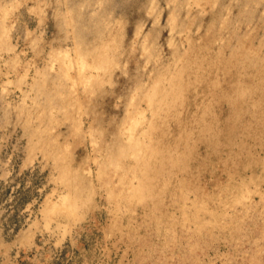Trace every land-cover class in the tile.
<instances>
[{
  "label": "rangeland",
  "instance_id": "1",
  "mask_svg": "<svg viewBox=\"0 0 264 264\" xmlns=\"http://www.w3.org/2000/svg\"><path fill=\"white\" fill-rule=\"evenodd\" d=\"M172 1L0 0V38L1 40L5 39L4 42H6V44H10L6 48V44L3 45L4 43H0V264H136L137 262L140 263L138 260H140L139 257L142 254L140 264H146L145 261H147V264H153L155 256L156 258L154 259V263L156 264H179V260L181 261L184 258L186 260H182L180 264H222L223 261V264H246L247 262L248 264H264V169L262 172L263 178L257 188L254 187V184L251 182L252 180H250V176L253 173V170H251L250 167L244 170V175H240L241 172L234 174L235 168L231 167L232 158L229 152L236 151L237 148L235 147H226L225 150L221 151L223 154L220 153L219 157L212 162L211 158L208 162L209 164L203 168L201 177V186L208 192L210 191L209 193L212 196H209L206 202L209 210H222L223 217L225 216L222 220V223H227V225L222 228L225 232H221V227L220 229H217V226L210 225L208 218H211V213L206 215V211L198 209V206L197 209L192 208L191 211L192 201H190V196H194V193L191 190V185H193V183L189 179H186L181 187L179 185L176 187L178 190L177 193L180 194V196L183 195V197L179 198V196L174 194L170 199L163 201V204L161 202V206H157L160 207L161 211L160 209L158 210L156 208H152L154 211L151 212V203L153 201L151 193L147 195L145 200L139 199L134 206H131V210H129L131 207L127 206L126 203L114 200L108 196V188L111 187V183L109 184L107 182L113 178L111 182L118 183V176L114 173V171L108 169L111 167H106L107 169L104 170L107 171L105 172H103L104 170L101 168L102 166H105L101 164L104 161V147L107 144L112 143L114 140L112 136H118L120 134L122 121H124L127 116L125 113L130 110V105H132L133 102L141 100L143 92L149 91V86L154 76L159 74V71L164 68L163 66L168 65L169 70H172V68L176 65L175 61L177 57H181V55L177 56V53L181 54L186 51L188 47L187 37H189V35L194 38V41H201L205 36L208 39L214 36V40L212 39L213 42H211V52H209V56H211L210 54L214 55L216 51L219 50L220 44H224V42L227 43V40L225 39L229 38L231 31H235V41L237 40V42L239 41L240 44H243L247 42L248 39L249 43L250 41L252 42V46L256 45L253 47L255 53L258 52L259 56L264 57L263 0H248L247 3L240 9L237 5V2L240 0H206L203 1V3L205 2L206 4L204 3V6H200V8L203 7L204 9H200V4L198 5L194 2V0H175L173 3ZM207 2L209 3L207 4ZM250 4H253V6ZM1 6L4 8L2 9L3 12L5 11L4 13L1 11ZM245 6H247V8H245ZM40 8H42V10ZM251 8L254 10H251ZM172 9L174 13H172ZM244 10H248V12L245 11V14ZM154 16L157 19L153 18ZM64 17L65 24L63 23ZM170 17L173 21L170 20ZM223 17L227 18H224L226 21ZM229 17H231V19ZM260 17L261 19H259ZM71 18H73V20ZM118 21H121L122 23H119ZM222 22L223 26L221 25ZM235 22H238V24H235ZM230 24H232L233 27ZM221 26L223 28H221ZM6 31H8V34ZM136 31L141 32L137 33ZM178 34L180 37H178ZM141 37H143V39ZM111 38H115L114 41L117 44L115 53V64L117 67L116 65L114 66V64L112 67V62H110L107 64L109 65L108 68L103 67L104 70L101 68H94L90 66L92 61H94L95 56L93 54H86L84 58L79 54L78 48L80 46L87 48L90 44L97 45L101 40ZM168 38H172V42L170 44ZM260 39L263 41L261 42ZM148 40L151 41L149 42ZM259 41L262 44L259 43ZM149 43H151V45ZM171 44L174 45L172 46ZM144 47L147 48V51L149 52L142 51L144 50ZM150 48H152V50H150ZM160 54L161 56H159ZM53 55H56V57ZM146 55L148 58L145 57ZM193 56L196 58L195 55ZM54 57H59L60 59L67 57L65 60L67 66H70L68 64L70 62L69 58L72 59L71 61L73 64L74 61H77L78 59L80 63L82 60V62L86 61L85 63L88 65H85V67L87 69L84 68L85 71L81 69L84 65H80L79 63L81 67L78 65L76 70L74 65L69 71V73L72 71L71 75H69V78H71L68 79L63 77L65 78L63 79L62 75H60L62 68L59 67H63V64L61 63L62 61L59 58L52 60ZM51 64H53V66ZM111 67L112 69H110ZM55 69L60 70L56 71ZM95 70L97 71V75H95ZM106 70L112 73H109L108 71L106 72ZM44 71L47 74L44 73ZM77 71H81L80 74H82V76L85 75V77L90 74L93 76H90L91 78H84L81 77ZM36 72L38 75H36ZM123 72H125V74H123ZM77 73L79 74V77H81V80L80 78L78 79ZM108 73L111 74V78L108 76ZM40 74H44L45 77H48L45 79L44 75L42 77ZM72 75L75 77L73 78ZM94 75L98 78L101 76V78L98 79L97 88L95 85L96 83L89 81V79L93 80ZM55 76L58 80H60L58 82L60 84L62 83L61 85L58 84L57 79L54 78ZM40 77L42 79L44 78L43 82L41 81L42 79H39ZM72 78L75 80H72ZM84 79H88L87 84L86 82H82L85 81ZM72 83L76 84L74 85ZM89 83L93 86L94 90L90 87L93 91L90 93L87 92L88 94H84L86 93L85 85L87 86ZM101 84L104 85L101 86ZM41 85L43 87L45 86V88L42 87L43 90L41 89ZM137 85H140L141 87ZM73 87L76 89H73ZM146 87L149 88L146 90ZM37 88H39L38 91L36 90ZM59 88H61L62 92ZM66 88L67 90L70 89V91H72L74 98H78L76 99L77 104L74 103V106L73 104H68L69 106L65 105L66 108H70V106L73 107V110H70L72 112L69 113L70 115L72 114V117L67 114L68 111L66 108H64L65 111L61 110L64 105H62V102L60 101L62 96L65 95L64 93L67 91ZM141 89L144 90L142 91ZM191 91L187 92L189 98ZM135 93H138L139 95L137 94L138 96H136ZM59 95L60 97H58ZM87 95H89V97ZM199 96H201V94H199ZM37 97L39 99H37ZM86 97L88 99H86ZM129 99L133 100L130 101ZM86 100L88 104L85 103ZM143 101L139 103L140 107L138 106L139 109L144 111H141L142 114L145 113L143 118L141 115V117L139 116V119L142 118L140 128L143 126L145 127L148 118L151 117L150 108L148 109L147 103L145 100ZM33 102L35 104H32ZM44 102L46 103V106ZM225 103L221 104L218 109L221 119L224 118L230 108V105L227 103L226 105ZM53 104L55 106H53ZM79 104H81L80 106L82 107H80ZM75 105L77 107H75ZM40 108H42L43 111ZM33 109L35 110L34 112ZM187 109L188 106H184L183 110L185 113L187 112ZM190 109L195 110L196 106L192 105ZM48 111H50L49 114H53L50 116ZM48 115L51 119H47ZM65 117L68 121L65 120ZM77 117H79V119ZM36 118H38V120ZM75 121H77L78 124ZM74 122L78 125V127L75 126ZM220 125L223 127L224 123L219 119L217 126L220 127ZM73 126L75 127L73 128ZM96 126L98 128H96ZM41 127H43L42 130H40ZM78 129H80V132ZM75 130L77 131L76 133ZM84 131L87 133L85 134ZM70 132L72 136L74 135V140L70 137ZM45 133L47 135H44ZM43 136L45 137L43 138ZM67 137H69V139ZM52 138H55L56 140L53 141ZM95 138L99 140L97 141ZM66 139L69 140V143ZM36 140H38V143ZM39 142L42 145H40ZM65 142L70 145V152L67 151L66 153H71V155L68 156L70 159H67L64 153L65 160L64 162L62 161L63 164L69 166L67 168H70L68 175L72 176L75 172L78 173L79 170V175L85 177V180L88 182V191L91 193V200L87 205L77 204L76 207H73V213L75 216L71 220L67 213L70 201L65 203L62 198L63 193H66L67 188L65 183L62 182L59 177L60 168L55 164V160L57 158L56 154L62 153L61 146L64 145ZM35 148H37V150H35ZM59 148L61 151H59ZM45 150H47L46 153H43ZM48 150H50V152L52 151L51 154ZM71 151L74 152L72 153ZM254 153H258L256 155L257 158H262V166L260 165L258 168L259 171H261V167L264 168V148L260 145V143L256 144ZM86 159H88V161ZM241 159H247L245 152L242 153ZM225 161L228 163L226 164L228 165V169L232 172L231 175L229 170L225 167ZM99 163L101 165L98 166ZM84 165L87 166V168ZM82 167L84 169H82ZM98 171L102 173H98ZM112 173H114V175ZM110 174L113 175V177ZM103 175L105 177H103ZM229 177H233V180L237 179V181H240L241 184H244V182L249 184V186H252L253 184L252 188L254 191H252V195L250 194L252 200L254 201L253 203H251V200L247 198L249 196V192L244 193L243 197L240 198L241 201H236L235 199L233 200L235 188H228L224 185ZM104 178H106V180ZM103 179L105 181H103ZM92 182H94V184ZM176 182L177 181H175L173 185H176L179 181L177 183ZM218 183L220 186H218ZM221 186H223V188L225 186L223 192L220 189ZM65 193L64 196L66 195ZM80 194L82 195L83 192H80ZM221 199H223L224 202H222ZM118 203L121 204L118 206ZM46 207L57 208L56 210L53 208L55 214L57 213L56 217L53 215V217L48 220V215L44 212ZM187 208L189 212H187L186 215L190 214L192 216V220L189 218L190 216L186 218L183 215L181 216L183 210L186 212ZM66 213L67 215L65 216ZM112 213L117 216H114ZM258 215H260L261 218ZM75 217H77L78 220L75 219ZM55 219L57 220L55 221ZM110 222L111 227H109ZM236 222L238 227H241V224L243 226V229L242 227L238 229L239 234L241 237L243 235V237L240 238V243L238 244L235 243V240L230 238L233 242L229 245L228 242L231 241L224 239V236H228L229 233V235L232 234V232H229L231 229L228 226L235 225ZM199 224L201 229H198L197 227ZM213 227L216 228L214 229ZM251 231L253 234H251ZM127 235H129V237ZM22 236H25V239L22 238ZM28 236L29 238L26 240V237ZM142 238L144 240L141 243L140 240ZM145 242H147L149 246L147 243L145 244ZM191 252H194L195 256L191 255ZM258 257L259 259H257Z\"/></svg>",
  "mask_w": 264,
  "mask_h": 264
},
{
  "label": "bare ground",
  "instance_id": "2",
  "mask_svg": "<svg viewBox=\"0 0 264 264\" xmlns=\"http://www.w3.org/2000/svg\"><path fill=\"white\" fill-rule=\"evenodd\" d=\"M60 1V0H59ZM66 1V0H65ZM172 1V0H169ZM175 1V0H173ZM172 1V3H173ZM193 1V0H192ZM203 1L206 0H194V2H196L200 6H204ZM209 1V0H207ZM212 1V0H211ZM217 1V0H216ZM235 1V0H234ZM238 1V0H237ZM245 3H244V2ZM248 0H240L237 2L238 8L240 9L244 4L247 3ZM256 1V0H255ZM264 1V0H263ZM40 2V1H39ZM184 2V1H183ZM36 3V1H35ZM41 3V2H40ZM58 3V2H57ZM62 3V1H61ZM70 3V1H69ZM154 3V2H153ZM167 3V2H166ZM175 3V2H174ZM192 3V2H191ZM209 2H207L208 4ZM254 3V1H253ZM196 4V5H197ZM206 4V3H205ZM236 4V3H235ZM256 4V3H255ZM259 4V3H258ZM38 5V3H37ZM158 5V2H157ZM251 6H253V4H250ZM39 6V5H38ZM64 6V5H63ZM66 6V5H65ZM68 6V5H67ZM151 6V5H150ZM155 6V5H153ZM213 6V5H212ZM250 6V7H251ZM257 6V4H256ZM1 11L3 8V6H1ZM7 7V6H6ZM255 7V6H254ZM253 7V8H254ZM70 8V7H69ZM68 8V9H69ZM157 8V7H156ZM175 8V7H173ZM203 8V7H202ZM200 8V9H202ZM228 8V7H227ZM245 8H247V6H245ZM9 9V8H8ZM42 10V8H40ZM39 9V10H40ZM62 9V8H61ZM149 9V8H148ZM158 9V8H157ZM204 9V8H203ZM211 9V8H210ZM226 9V8H225ZM35 10V9H34ZM59 10V9H58ZM152 10V9H151ZM249 10V9H248ZM248 10H244V12H248ZM251 10H254L251 8ZM61 11V10H60ZM69 11V10H68ZM71 11V10H70ZM171 11V10H170ZM5 12V11H4ZM2 11V13H4ZM200 12V11H199ZM198 12V13H199ZM204 12V11H203ZM227 12V11H226ZM245 12V14H246ZM250 12V11H249ZM158 13V12H157ZM172 13L173 9H172ZM189 13V11H188ZM240 13V12H239ZM261 13V12H260ZM259 13V14H260ZM58 14V13H57ZM63 14V13H62ZM66 14V12H65ZM153 14V11H152ZM160 14V13H158ZM171 14V13H169ZM244 14V13H243ZM4 15V14H3ZM64 15V14H63ZM70 15V14H69ZM173 15V14H172ZM171 15V16H172ZM195 15V14H194ZM251 15V14H250ZM264 15V14H263ZM226 16V15H225ZM241 16V15H240ZM63 17V16H62ZM66 17V16H65ZM65 17L63 19V23L65 24ZM80 17V16H79ZM78 17V18H79ZM159 17V15H158ZM169 17V16H168ZM220 17V16H219ZM247 17V16H246ZM245 17V18H246ZM67 18V17H66ZM69 18V17H68ZM155 19H157L155 16L153 17ZM175 18V16H174ZM192 18V17H191ZM226 17H223V19ZM231 19V17H229ZM238 18V17H237ZM253 18V17H252ZM264 18V17H263ZM73 20V18H71ZM77 19V18H76ZM173 19V18H172ZM227 19V18H226ZM226 19H224L226 21ZM229 19V20H230ZM242 19V18H241ZM261 19V17L259 18ZM171 20V17H170ZM176 20V18H175ZM192 20V19H191ZM239 20V19H238ZM173 21V20H171ZM70 22V19H69ZM68 22V23H69ZM119 23H122L121 21H118ZM169 22V20H168ZM233 22V21H232ZM239 22V21H238ZM238 22H235V24ZM242 22V21H241ZM244 22V21H243ZM76 23V22H75ZM94 23V22H93ZM173 23V22H172ZM192 23V22H191ZM225 23V22H224ZM116 24V23H115ZM171 24V23H170ZM234 24V23H233ZM240 24V22H239ZM67 25V24H66ZM118 25V24H117ZM141 25V24H140ZM139 25V26H140ZM168 25V24H167ZM172 25V24H171ZM189 25V24H188ZM198 25V23H197ZM200 25V24H199ZM223 26V22L221 24ZM232 25V24H230ZM248 25H249V21H248ZM74 26V25H73ZM183 26V25H182ZM191 26V25H190ZM221 26V28H223ZM236 26V25H235ZM257 26V25H256ZM66 27V26H65ZM69 27V26H68ZM172 27V26H170ZM169 27V28H170ZM179 27V26H178ZM184 27V26H183ZM188 27V26H187ZM211 27V26H210ZM208 27V28H210ZM225 27V26H224ZM233 27V25H232ZM138 28V27H136ZM135 28V29H136ZM141 28V26H140ZM182 28V27H181ZM189 28V27H188ZM200 28V27H199ZM227 28V27H226ZM239 28V27H238ZM248 28V27H247ZM112 29V26H111ZM122 29V28H121ZM160 29V28H159ZM171 29V28H170ZM174 29V28H173ZM242 29V28H241ZM259 29V28H258ZM264 29V28H263ZM119 30V29H118ZM137 30V29H136ZM140 30V29H139ZM181 30V29H180ZM225 30V29H224ZM251 30V29H250ZM254 30V29H253ZM171 31V30H170ZM263 31V30H262ZM103 32V31H101ZM137 33L141 32V31H136ZM219 32V30H218ZM235 32V31H234ZM234 32L231 31V33L229 34V38L225 39L227 40V43L224 42V44H220L219 46V50L216 51V53L210 54L211 56H209V52L210 48H211V42L213 37H210L209 39L205 36L203 37V40L201 41H194V38L187 37L188 38V47L186 49L185 52L183 53H177V56L181 55V57H177L176 59V65L172 68V70H169L168 65L167 66H163L164 68L161 69L159 71V74L157 76H154L151 84H150V89L148 92H143V97L141 98V100H138V102H133L132 105H130L131 107L127 110V113H125V115L127 114L126 118L124 121H122V127H121V132L120 134L114 135L112 136V138L114 139L112 141L111 144H107L104 149V161L101 163L105 166H100L101 168L107 169L106 167H111L108 169H111L112 171H114L115 174H117L118 176V183H112L111 181L113 180V178H111V180H109V182L107 183H111L110 184V188H108V196L111 197L114 200H119L122 201L124 203H126L127 206H134V204L140 199V200H145L147 195L151 193V196L153 197V201L151 203V209L152 208H156V209H160V207L157 206H161V202L163 204V201H166L168 199H170L174 194L176 196L183 197L180 196V194H178V190H177V185H179L181 187V185L184 183V181L186 179H189L192 181L193 185H191V190L194 193V196H190V201H192L191 204V211L192 208L193 209H201L202 211H206L205 214L208 215L209 213H211V218H208L210 225L213 226H217V229L221 227V232H225L224 228L226 224L222 223L223 218H225V216L223 217V212L222 210H209L208 206H207V200L208 197H212L211 194L204 189L201 186V177H202V171L203 168L208 165L209 160L211 159V162L214 161L215 159H217L219 157V154L221 153L222 150H225L226 147L228 148H237L236 151L234 152H229L230 156L232 158V163H231V167L235 168L234 174L241 172L240 175H244V170L247 169L248 167L251 168V170H253L250 174V180H252L251 182L254 184V187L257 188L259 187V184L261 182V179L263 178V167H261V171H259V167L261 165V160L262 158H257L256 153H254L255 150V146L257 143H260V145L264 148V57L259 56V53L254 51L255 46H252V42L248 41L240 44V42L237 40L235 41V35ZM3 33V32H2ZM6 33L8 34V31H6ZM78 33V32H77ZM121 33V32H120ZM136 33V34H137ZM215 33V32H214ZM228 33V32H227ZM147 34V33H146ZM157 34V33H156ZM180 34V31H179ZM178 34V35H179ZM188 34V32H187ZM246 34V33H245ZM249 34V31H248ZM1 35V34H0ZM5 35V34H4ZM116 35V34H114ZM113 35V36H114ZM143 35V34H142ZM111 36V35H110ZM109 36V37H110ZM174 36V35H173ZM172 36V38H173ZM184 36V35H183ZM188 36V35H187ZM204 36V35H203ZM246 36V35H245ZM251 36V35H249ZM6 37V36H5ZM147 37V36H146ZM156 37V36H154ZM153 37V38H154ZM180 37V35L178 36ZM217 37V36H216ZM244 37V36H242ZM241 37V38H242ZM247 37V36H246ZM105 38V37H104ZM137 38V37H136ZM143 39V37H141ZM145 38V37H144ZM171 39H169V44L172 42ZM185 38V37H184ZM186 38V39H187ZM245 38V37H244ZM249 38V37H248ZM80 39V38H79ZM121 39V38H120ZM147 39V38H146ZM183 39V38H181ZM262 39V38H261ZM260 41L262 42L263 40ZM8 40V38H7ZM115 38H111V39H106V40H101L99 42V44L97 45H88L87 48H83V47H79L78 51L79 54L81 56H84L86 54H93L94 57V61H92V64H90V66L92 67H96V68H108L110 62H112V67L113 64L114 66L115 64V59H116V47L117 44L115 43ZM133 40V39H132ZM152 40V39H151ZM150 40V41H151ZM214 40V39H213ZM219 40V39H217ZM216 40V41H217ZM257 40V39H256ZM259 40V39H258ZM4 40H1L0 38V43L5 45L6 42H4ZM87 41V40H86ZM144 41V40H143ZM146 41V40H145ZM149 41V40H148ZM149 41V42H150ZM182 41V40H180ZM184 41V40H183ZM254 41V40H253ZM259 41V43H261ZM117 42V41H116ZM175 42V41H174ZM223 42V41H222ZM237 42V43H236ZM78 43V42H77ZM141 43V42H140ZM154 43V42H153ZM180 43V42H179ZM183 43V42H182ZM181 43V45H182ZM0 44V45H1ZM148 44V43H147ZM151 45V43H149ZM167 44V45H169ZM227 44V45H226ZM256 44V42H255ZM262 44V43H261ZM264 44V42H263ZM8 45L10 44H6V48L8 47ZM87 45V44H86ZM133 45V44H132ZM172 46L174 44H171ZM161 46V45H160ZM214 46V45H213ZM263 46V45H262ZM178 47V46H177ZM176 47V50H177ZM135 48V47H134ZM149 48V47H148ZM156 48V47H155ZM160 48V47H159ZM173 48V47H172ZM185 48V47H184ZM183 48V49H184ZM133 49V48H132ZM260 49V48H259ZM148 49L144 47V50L142 51H147ZM150 50H152V48H150ZM173 50V49H172ZM159 51V50H158ZM149 52V51H147ZM163 52V51H162ZM227 53V54H226ZM76 54V53H75ZM154 54V53H152ZM151 54V55H152ZM175 54V53H174ZM173 54V55H174ZM196 56V58H194L193 55ZM52 55V54H50ZM66 55V53H65ZM79 55V56H80ZM145 55V54H144ZM158 55V54H155ZM56 57V55H53ZM62 56V55H61ZM60 56V57H61ZM68 56V55H67ZM78 56V54H77ZM92 56V55H91ZM149 56V54H148ZM161 56V54L159 55ZM172 56V55H171ZM209 56V57H208ZM50 57V56H49ZM52 58V60H56L57 58ZM147 57V55L145 56ZM158 57V56H157ZM67 58V57H66ZM66 58H59L62 62V66H59L60 68H62V71L60 72V75H62V78H69V75H71V72L69 73V71L73 68L76 69L77 66L79 65V59L77 61L73 62L71 61L72 59L69 58L70 62L68 63L70 66L66 65ZM148 58V57H147ZM152 58V56H151ZM155 58V57H154ZM160 58V57H159ZM174 58V56H173ZM75 59V58H73ZM150 59V58H149ZM148 59V60H149ZM161 59V58H160ZM93 60V58H92ZM158 60V59H157ZM171 60V59H170ZM83 61V60H82ZM80 63V65H84V67H82L81 69H83L85 71V69H87L85 67L86 64L85 62ZM151 61V59H150ZM58 62V61H57ZM146 62V61H145ZM148 62V61H147ZM168 63V62H167ZM54 64V62H53ZM53 64H51L53 66ZM195 64V65H194ZM79 65V67H81ZM125 65V63H124ZM162 65V64H161ZM89 66V67H90ZM49 67V66H48ZM88 67V66H87ZM112 67L110 69H112ZM117 67V65H116ZM158 67V66H157ZM167 67V68H166ZM47 68V67H46ZM45 68V69H46ZM85 68V69H84ZM109 69V70H110ZM114 69V68H113ZM47 70V69H46ZM45 70V71H46ZM49 70V68H48ZM56 70V69H55ZM60 70V69H58ZM56 70V71H58ZM77 70V69H76ZM80 70V69H79ZM104 70V69H103ZM44 71V73H46ZM82 71V70H81ZM80 71V72H81ZM93 71V70H92ZM96 71V70H95ZM100 71V70H98ZM108 70H106L107 72ZM152 71V69H151ZM150 71V73H151ZM156 71V70H155ZM42 72V71H41ZM57 72V73H59ZM79 74L80 72L77 71ZM83 72V71H82ZM88 72V71H87ZM102 72V70H101ZM109 72V71H108ZM37 73V72H36ZM43 73V72H42ZM77 73V74H78ZM112 73V72H109ZM108 73V76L110 77L111 74ZM47 74V73H46ZM78 74V79L81 77L84 78H88L91 76V74L89 76H82L79 77ZM123 74H125V72H123ZM194 74V77H193ZM38 75V73L36 74ZM42 75V74H40ZM44 75V74H43ZM42 75V77H43ZM95 75H97V71L95 73ZM94 75L93 80L89 79V81H91L92 83H96V88H97V82L99 81L97 76ZM103 75V74H102ZM73 76V75H72ZM93 76V75H92ZM91 76V77H92ZM107 76V78H108ZM208 76V77H207ZM35 77V76H34ZM48 77V76H47ZM47 77L44 78L46 79ZM75 76H73L74 78ZM90 77V78H91ZM43 78V79H44ZM53 78V77H52ZM56 78V76L54 77ZM61 78V79H62ZM63 78V79H65ZM72 80H75L73 79ZM106 78V79H107ZM111 78V77H110ZM149 78V77H148ZM39 79H42L41 77ZM43 79L41 80L43 82ZM57 79V82L60 81ZM77 79V80H78ZM150 79V78H149ZM35 80V79H34ZM83 80V79H82ZM85 80V79H84ZM87 80L82 81V82H86L87 84ZM39 81V80H37ZM36 81V82H37ZM62 81V80H61ZM147 82V81H145ZM33 83V82H32ZM38 83V82H37ZM36 83V84H37ZM56 83V82H54ZM65 83V82H64ZM69 83V82H68ZM91 83V84H92ZM105 83V82H104ZM107 83V82H106ZM134 83V82H133ZM141 83V82H140ZM35 84V86L37 87V85ZM42 84V83H41ZM59 85H61L58 82ZM57 84V85H58ZM72 84H76V83H72ZM81 84V83H80ZM78 84V85H80ZM83 84V83H82ZM85 84V83H84ZM100 84V83H98ZM110 84V83H109ZM146 84V83H145ZM44 85V84H43ZM58 85V86H59ZM64 85V84H63ZM71 85V84H70ZM72 85V86H74ZM104 85V84H103ZM101 84V86H103ZM142 85V84H141ZM32 86V85H31ZM34 86V85H33ZM71 86V87H72ZM109 86V85H108ZM111 86V84H110ZM140 86V85H137ZM42 85H41V89H42ZM57 87V86H56ZM70 88V86H68ZM67 87V88H68ZM76 87V86H75ZM75 87H73V89H76ZM83 87V86H82ZM93 88V86L90 85H85V90L86 93L84 94H88L87 92H91L94 90H91V88ZM141 87V86H140ZM139 87V88H140ZM143 87V86H142ZM146 87V90L149 88ZM202 87H203V92H202ZM45 88V86L43 87ZM66 88V90H67ZM39 88H37L36 90L38 91ZM53 89V88H52ZM61 91V88H59ZM72 89V88H70ZM70 89H68L66 92L65 87H64V94L61 98L62 102V106L63 108L61 109L62 111L64 110L65 105L69 106L70 104L74 103L77 104V97L74 98V96L72 95V91H70ZM128 89V88H127ZM145 89V88H144ZM144 89H141L142 91ZM192 91H191V90ZM35 90V91H36ZM43 90V89H42ZM54 90V89H53ZM79 90V89H78ZM82 90V89H81ZM84 90V92H85ZM98 90V89H97ZM36 91V92H37ZM76 91V90H75ZM133 91V90H132ZM191 91L190 94V98L188 97L187 92ZM57 92V91H56ZM55 92V94H56ZM62 92V91H61ZM130 92V91H129ZM136 92V91H135ZM139 92V91H138ZM34 93V92H33ZM51 93V91H50ZM77 93V92H76ZM80 93V92H79ZM126 93V92H125ZM142 93V92H141ZM140 93V94H141ZM74 94V93H73ZM78 94V93H77ZM83 94V95H84ZM133 94V93H132ZM138 94V93H137ZM136 93L135 95L138 96ZM199 94H201V96H199ZM48 95V94H47ZM61 95V94H60ZM60 95L58 97H60ZM80 95V94H79ZM82 95V94H81ZM91 95V94H90ZM39 96V94H38ZM89 97V95H87ZM141 96V95H140ZM83 97V96H82ZM81 97V98H82ZM94 97V96H93ZM127 97V96H126ZM125 97V98H126ZM137 98V97H136ZM37 99H39L37 97ZM83 99V98H82ZM86 99H88L86 97ZM140 99V98H139ZM41 100V99H40ZM47 100V99H46ZM51 100V99H49ZM85 100V98H84ZM130 101L133 99H129ZM128 100V101H129ZM145 100V102L148 105V109L150 108L151 111V117L148 118L146 126L142 128H140L141 125V120L144 117V114H142L141 109H139V103L141 101ZM37 101V100H36ZM48 101V100H47ZM46 101V102H47ZM35 102V101H34ZM32 104H35V103ZM43 102V101H42ZM49 102V101H48ZM83 102V101H82ZM144 102V101H143ZM227 103L229 104L230 108L229 111H227V113L225 114L224 118L221 119V115L218 113V109L221 106V104L223 103ZM36 103H41V102H36ZM45 103V102H44ZM50 103V102H49ZM79 103V101H78ZM81 103V102H80ZM85 103H87V100L85 101ZM127 103V101H126ZM225 103V104H226ZM48 104V103H47ZM55 104V102H54ZM53 104V106H55ZM69 104V105H68ZM88 104V103H87ZM226 104V105H227ZM42 105V104H41ZM50 105V104H49ZM52 105V104H51ZM57 105V104H56ZM81 104H79L80 106ZM83 105V104H82ZM194 105L196 106V109H190V107ZM28 106V105H27ZM40 106V105H39ZM38 106V108H39ZM44 106V105H42ZM46 106V103H45ZM86 106V105H85ZM88 106V105H87ZM129 106V105H128ZM127 106V107H128ZM139 106V107H138ZM184 106H188L187 112H184ZM32 107V106H31ZM30 107V108H31ZM60 107V106H59ZM75 107H77L75 105ZM82 107V106H80ZM20 108V107H19ZM35 108V107H34ZM37 108V107H36ZM50 108V107H49ZM61 108V107H60ZM59 108V109H60ZM79 108V107H78ZM85 108V107H84ZM95 108V107H94ZM146 108V106H145ZM42 110V108H40ZM51 109V108H50ZM73 110V107L70 106V108H66L67 114H69L70 110ZM27 110V108H26ZM30 110V109H29ZM28 110V112L30 113V111ZM48 110V109H47ZM52 110V109H51ZM50 110V111H51ZM58 110V108H57ZM82 110V109H80ZM194 110V111H193ZM35 110L33 109V112ZM43 111V110H42ZM48 111V114L49 112ZM55 111V110H54ZM61 111V112H62ZM65 111V110H64ZM92 111V110H91ZM126 111V110H125ZM142 111V112H141ZM40 112V111H39ZM63 113V112H62ZM65 113V112H64ZM147 113V112H146ZM43 114V113H42ZM53 114V113H51ZM51 114H49L51 116ZM66 114V115H67ZM78 114V113H77ZM81 114V113H80ZM83 114V113H82ZM99 114V113H98ZM148 114V113H147ZM32 115V114H31ZM30 115V117H31ZM37 115V114H36ZM35 115V116H36ZM49 115L47 116V119H51V117L49 118ZM61 115V114H60ZM70 115V114H69ZM76 115V114H75ZM74 115V116H75ZM142 116V118L139 119V116ZM39 116V115H38ZM54 116V115H53ZM72 117V114L70 115ZM69 116V117H70ZM73 116V117H74ZM140 116V117H141ZM27 117V116H26ZM25 117V118H26ZM29 117V116H28ZM37 117V116H36ZM45 117V116H44ZM59 117V116H58ZM76 117V116H75ZM98 117V116H97ZM124 117V116H123ZM41 118V116H40ZM60 118V117H59ZM79 119V117H77ZM113 118V117H112ZM38 120V118H36ZM61 119V118H60ZM64 119V118H63ZM62 119V121H63ZM72 119V118H71ZM70 119V120H71ZM77 119V120H78ZM219 119L223 121L224 126L222 127V125H220V127H218V122ZM30 120V119H28ZM42 120V119H41ZM65 120L66 117H65ZM26 121V120H25ZM50 121V120H48ZM52 121V120H51ZM56 121V120H55ZM68 121V120H67ZM30 122V121H29ZM60 122V121H59ZM77 124L78 122L75 121ZM74 122V123H75ZM97 122V120H96ZM39 123V121H38ZM53 123V122H52ZM75 123V126L78 127V125ZM81 123V122H80ZM45 124V123H44ZM47 124V123H46ZM67 124V123H66ZM115 124V123H114ZM29 125V124H28ZM40 125V124H39ZM42 125V124H41ZM74 125V124H73ZM51 126V125H50ZM68 126V125H67ZM73 126V128L75 127ZM33 127V126H32ZM55 127V125H54ZM57 127V126H56ZM43 127H41L40 130H42ZM47 128V127H46ZM80 128V126H79ZM95 128V127H94ZM96 128H98L96 126ZM38 129V128H37ZM90 129V128H89ZM119 129V128H118ZM117 129V130H118ZM36 130V129H35ZM71 130V129H70ZM84 130V129H83ZM50 131V130H49ZM78 131L80 132V129H78ZM46 132V131H45ZM48 132V130H47ZM77 131L75 130V133ZM85 132V131H84ZM119 132V131H118ZM42 133V132H39ZM37 133V134H39ZM73 133V132H72ZM87 132H85L86 134ZM91 133V132H90ZM100 133V132H99ZM36 134V133H35ZM71 134V132H70ZM69 134V135H70ZM74 134V133H73ZM44 135H47L46 133ZM53 135V134H52ZM56 135V134H54ZM90 135V134H89ZM33 136V135H32ZM35 136V135H34ZM40 136V135H38ZM74 136V135H73ZM72 134L70 137H72V139L74 140ZM79 136V135H77ZM86 136V135H85ZM45 136H43L44 138ZM55 137V136H54ZM58 137V136H57ZM94 137V136H93ZM42 138V137H41ZM50 138V137H49ZM69 139V137H67ZM77 138V137H76ZM38 139V138H37ZM53 139V138H52ZM93 139V138H92ZM91 139V140H92ZM96 139V138H95ZM101 139V137H100ZM56 140L55 138L53 139V141ZM90 140V141H91ZM97 140V139H96ZM99 140V139H98ZM97 140V141H98ZM35 141V140H34ZM33 141V144H34ZM38 140H36L37 142ZM40 141V140H39ZM46 141V140H45ZM51 141V142H53ZM64 141V140H63ZM66 141L69 140L66 139ZM35 142V143H36ZM41 142L43 143V141L41 140ZM38 143V142H37ZM40 143V142H39ZM50 143V142H49ZM57 143V141H56ZM62 143V142H61ZM67 142L64 143V145L61 146V150L62 153H58L57 158L55 160V164L57 166H59L60 170H59V177L61 178V181L65 183L67 191H66V195L64 196L63 193V200L65 203H67L68 201H70V203L68 204V215L70 216V220L73 219V217L75 216V214L73 213V207H76V205H87L88 202L91 200L90 197V192L88 191V182L85 180V177L79 175L80 172L78 170V173H74L72 176L68 175V172L70 170V168L68 165L63 164L65 157H64V153L67 159L68 156L71 155L67 154L66 152H70L69 148L70 145ZM73 143V142H72ZM92 143V141H91ZM83 144V143H82ZM36 145V144H35ZM40 145H42L40 143ZM59 145V144H58ZM39 146V145H38ZM92 146V145H91ZM36 147V146H35ZM52 147V146H51ZM95 147V146H94ZM32 148V147H31ZM38 148V147H37ZM37 148H35V150H37ZM48 148V147H47ZM72 148V147H71ZM259 148V147H258ZM33 149V148H32ZM42 149V148H41ZM58 150V149H57ZM59 148V151H61ZM43 151V150H42ZM47 150H45L46 153ZM49 153L51 154L50 150H48ZM56 151V150H55ZM93 151V150H92ZM100 151V150H98ZM72 152V151H71ZM74 152V151H73ZM72 152V153H73ZM245 152V155H247V159L246 160H242L241 156L242 153ZM54 153V152H53ZM52 153V155H53ZM56 153V152H55ZM260 153V152H259ZM223 154V153H221ZM51 155V156H52ZM73 155V154H72ZM95 155V154H94ZM261 155V154H260ZM49 156V157H51ZM100 157V156H99ZM90 158V157H89ZM97 158V157H96ZM229 158V159H231ZM236 158V159H235ZM51 159V158H50ZM264 159V158H263ZM88 161V159H86ZM97 160V159H96ZM63 161V162H62ZM67 161V160H66ZM83 163V162H82ZM90 163V162H89ZM100 163L98 164L101 165ZM225 167L228 169V164L227 161H225ZM83 166V165H82ZM85 166V165H84ZM92 166V165H91ZM262 166V165H261ZM87 168V166H85ZM82 169H84L82 167ZM99 169V168H98ZM97 169V170H98ZM90 170V169H89ZM229 170V169H228ZM86 171V170H85ZM88 171V170H87ZM107 170H104L103 172H105ZM91 172V171H90ZM111 172V171H110ZM109 172V173H110ZM98 173H102L99 172ZM108 173V174H109ZM114 173H112L114 175ZM224 173V172H223ZM230 175L232 174V172H230ZM104 174V173H103ZM233 174V175H234ZM99 175V174H98ZM97 175V176H98ZM111 175V174H110ZM109 175V177H110ZM113 175H111L113 177ZM229 175V176H230ZM107 176V175H106ZM92 177V176H91ZM103 177H105L103 175ZM98 178V177H97ZM101 178V176H100ZM115 178V176H114ZM106 180V178H104ZM103 179V181H105ZM109 179V178H108ZM60 180V179H59ZM92 181V179H91ZM90 181V182H91ZM115 181V180H114ZM175 181H179L176 185H173L175 183ZM190 181V182H191ZM89 182V183H90ZM116 182V181H115ZM94 184V182H92ZM105 184V183H104ZM252 186H249V184L245 183L241 184L240 181H237V179L233 180V177H229L226 180V184H224L226 187L228 188H232L234 187V195H233V200L235 199L236 201H241L240 198L243 197L244 193H248L249 192V196L247 197L249 200H251V203H253L254 201L252 200V191H254V189L252 188ZM91 185V184H90ZM108 185V184H107ZM217 185V183H216ZM88 186V187H87ZM95 186V185H94ZM218 186L219 183H218ZM225 186L223 188V186L220 187L221 191L223 192V189H225ZM246 186V187H245ZM93 188V187H92ZM84 189V190H82ZM87 189V190H86ZM183 189V188H181ZM259 189V188H258ZM81 190V191H80ZM264 191V190H263ZM80 192H83V194L81 195ZM259 192V191H257ZM62 194V193H61ZM60 194V195H61ZM251 194V195H250ZM186 196V195H185ZM61 197V196H60ZM256 197V196H255ZM149 198V197H148ZM185 198V197H184ZM60 199V198H59ZM240 199V200H239ZM62 200V199H60ZM222 202H224L223 199H221ZM261 200V199H260ZM109 201V200H108ZM203 201V203H202ZM262 201V200H261ZM112 202V201H111ZM64 203V204H65ZM50 204V203H48ZM63 204V203H61ZM121 204V203H120ZM118 203V206L120 205ZM143 204V203H142ZM54 205V204H53ZM57 205V204H56ZM114 205V204H113ZM249 205V204H248ZM255 205V204H253ZM66 206V205H65ZM146 206V205H145ZM183 206V205H182ZM187 206V205H186ZM250 206V205H249ZM81 207V206H80ZM116 207V206H115ZM170 207V206H169ZM55 207L49 208L46 207V210L44 211L45 214L48 215V220L51 219L53 217V215L56 217L57 213L55 214L54 209ZM63 208V207H62ZM65 208V207H64ZM86 208V207H85ZM190 208V207H189ZM217 208V207H216ZM215 208V209H216ZM57 209V208H56ZM55 209V210H56ZM67 209V207H66ZM65 209V210H66ZM115 209V208H114ZM117 209V207H116ZM121 209V208H120ZM123 209V207H122ZM131 208H129V210H131ZM253 209V208H252ZM64 210V209H63ZM254 210V209H253ZM62 211V210H61ZM80 211V210H79ZM78 211V212H79ZM113 211V210H112ZM118 211V210H117ZM121 211V210H120ZM124 211V210H123ZM154 210L152 209L151 212H153ZM161 211V209H160ZM170 211V210H169ZM189 212L188 208L186 210V212L183 210L181 216L183 215L185 218L190 216L189 218L191 219L192 216L186 215V213ZM247 212V211H246ZM245 212V213H246ZM251 212V211H250ZM67 213L65 214V216L67 215ZM117 213V212H116ZM124 213V212H123ZM162 213V212H160ZM253 213V212H252ZM64 214V213H63ZM113 214V213H112ZM119 214V212H118ZM125 214V213H124ZM138 214V213H137ZM150 214V212H149ZM248 214V213H246ZM259 214V213H258ZM76 215H80V214H76ZM114 216H117L115 214H113ZM176 215V214H175ZM250 215V214H249ZM120 216V215H119ZM131 216V215H130ZM139 216V215H138ZM147 216V215H146ZM169 216V215H168ZM213 216V218H212ZM246 216V215H245ZM254 216V215H252ZM256 216V215H255ZM260 216V215H258ZM64 217V216H63ZM247 217V216H246ZM118 218V217H117ZM151 218V217H150ZM153 218V217H152ZM236 218V217H235ZM244 218V217H243ZM256 218V217H255ZM261 218V216H260ZM47 219V218H46ZM75 219H77V217H75ZM110 219V218H109ZM241 219V218H240ZM250 219V218H249ZM45 220V219H44ZM54 220V219H53ZM57 219H55L56 221ZM78 220V219H77ZM83 220V219H82ZM115 220V219H114ZM192 220V219H191ZM236 220V219H234ZM252 220V219H251ZM254 220V219H253ZM264 220V219H263ZM54 221V222H55ZM113 221V220H112ZM151 221V220H150ZM205 221V220H204ZM203 221V222H204ZM207 221V222H208ZM240 221V220H239ZM242 221V220H241ZM247 221V220H245ZM255 221V220H254ZM262 221V220H261ZM158 222V221H157ZM53 223V222H52ZM56 223V222H55ZM63 223V222H62ZM73 223V221H72ZM75 223V222H74ZM222 223V225H221ZM48 224V223H47ZM64 224V223H63ZM68 224V223H67ZM109 227H111V222L109 223ZM132 224V223H131ZM141 224V223H140ZM158 224V223H157ZM180 224V222H179ZM46 225V224H45ZM62 225V224H61ZM136 225V224H135ZM133 225V226H135ZM161 225V224H160ZM49 226V224H48ZM47 226V227H48ZM63 226V225H62ZM132 226V225H131ZM144 226V225H143ZM150 226V225H149ZM199 225H197L198 229L201 227H199ZM258 226V225H257ZM44 227V225H43ZM72 227V226H71ZM77 227V226H76ZM126 227V226H124ZM231 230L229 232H232L231 235L228 234V236H224V239H227V241H231L230 238L232 240H235V243H240V238L241 235L239 234V228L243 226L241 224V227L237 225V222L235 223V225H230L228 226ZM238 227V228H237ZM245 227V225H244ZM247 227V226H246ZM263 227V226H261ZM29 228V227H28ZM68 228V226H67ZM132 228V227H131ZM136 228V227H135ZM148 228V227H147ZM209 228V227H208ZM214 229L216 227H213ZM146 229V228H145ZM180 229V228H179ZM190 229V228H189ZM61 230V229H59ZM134 230V229H133ZM147 230V229H146ZM168 230V229H167ZM192 230V229H191ZM228 230V229H227ZM264 230V229H263ZM50 231V230H49ZM118 231V230H117ZM121 231V230H120ZM127 231V230H126ZM137 231V230H136ZM63 232V231H62ZM111 232V231H110ZM119 232V231H118ZM130 232V231H129ZM128 232V233H129ZM133 232V231H132ZM135 232V231H134ZM142 232V231H141ZM245 232V231H242ZM256 232V231H255ZM28 233V232H27ZM137 233V232H136ZM227 233V232H226ZM259 233V232H258ZM29 234V233H28ZM105 234V233H104ZM115 234V233H114ZM139 234V233H138ZM251 234L252 231H251ZM30 235V234H29ZM70 235V234H69ZM111 235V233H110ZM144 235V234H143ZM221 235V234H220ZM239 235V236H238ZM255 235V234H254ZM259 235V234H258ZM261 235V234H260ZM107 236V235H106ZM129 237V235H127ZM141 236V235H140ZM173 236V235H172ZM31 237V236H30ZM54 237V236H53ZM105 237V236H104ZM111 237V236H110ZM118 237V235H117ZM122 237V235H121ZM135 237V235H134ZM22 238L25 239V236ZM29 238L26 237V240ZM33 238V237H32ZM64 238V237H63ZM109 238V237H108ZM126 238V237H125ZM165 238V237H164ZM264 238V236H263ZM110 239V238H109ZM117 239V238H116ZM135 239V238H134ZM248 239V238H247ZM255 239V238H254ZM253 239V240H254ZM74 240V239H73ZM123 240V239H122ZM143 238L140 240L141 243L143 242ZM146 240V239H145ZM57 241V240H55ZM124 241V240H123ZM129 241V240H128ZM137 241V240H136ZM148 241V239H147ZM193 241V240H192ZM226 241V243H227ZM252 241V240H250ZM27 242V241H26ZM224 242V241H223ZM231 242H228L229 245ZM255 242V241H254ZM264 242V241H263ZM262 242V243H263ZM147 242H145L146 244ZM191 243V242H190ZM225 243V242H224ZM234 243V244H235ZM259 243V242H258ZM23 244V243H22ZM97 244V243H96ZM140 244V243H139ZM138 244V245H139ZM255 244V243H253ZM261 244V243H260ZM264 244V243H263ZM127 245V244H126ZM148 245V243H147ZM202 245V244H201ZM146 246V245H145ZM149 246V245H148ZM151 246V245H150ZM154 246V245H153ZM240 246V245H239ZM130 247V246H129ZM141 247V246H140ZM166 247V246H165ZM194 247V245H193ZM200 247V246H199ZM255 247V245H254ZM136 248V247H135ZM132 248V249H135ZM144 248V247H143ZM147 248V246H146ZM258 248V246H257ZM118 249V248H117ZM151 249V248H150ZM186 249V248H185ZM236 249V247H235ZM138 250V249H137ZM196 250V249H195ZM194 251V249H193ZM242 251V250H241ZM262 251V250H260ZM140 252V250H139ZM155 252V250H154ZM182 252V251H181ZM189 252V251H188ZM204 252V251H203ZM238 252V251H237ZM103 253V252H102ZM138 253V252H137ZM143 253V251H142ZM153 253V252H152ZM157 253V252H156ZM190 253V252H189ZM226 253V252H225ZM254 253V252H253ZM260 253V252H258ZM101 254V253H100ZM140 254V253H139ZM147 254V252H146ZM144 254V255H146ZM194 252H191V255H194ZM238 254V253H237ZM143 255V254H142ZM141 255V256H142ZM185 255V254H184ZM187 255V254H186ZM225 255V254H224ZM227 255V253H226ZM250 255V254H249ZM112 256V255H111ZM141 256L139 257L140 260H138L141 263ZM155 256V255H154ZM160 256V255H159ZM177 256V255H176ZM182 256V255H181ZM189 256V255H188ZM258 256V255H257ZM149 257V256H148ZM187 257V256H186ZM234 257V256H233ZM253 257V256H252ZM263 257V256H262ZM98 258V257H97ZM147 258V257H146ZM156 258V256H155ZM154 258V259H155ZM158 258V257H157ZM189 258V257H187ZM255 258V257H254ZM135 259V258H134ZM150 259V258H149ZM154 259H153V264L154 263ZM179 259V256H178ZM185 259V258H184ZM182 259V260H184ZM227 259V258H226ZM230 259V258H229ZM239 259V258H238ZM245 259V258H244ZM249 259V258H248ZM259 259V257L257 258ZM262 259V258H260ZM123 260V259H122ZM136 260V262H137ZM143 260V259H142ZM181 260V261H182ZM186 260V259H185ZM234 260V259H233ZM242 260V259H240ZM263 260V259H262ZM144 261V260H143ZM149 261V260H148ZM181 261L179 260V264L181 263ZM246 261V260H245ZM104 262V261H103ZM102 262V263H103ZM147 264V261H145ZM152 262V261H151ZM156 262V261H155ZM197 262V261H196ZM226 262V261H225ZM235 262V261H233ZM239 262V261H238ZM247 262V261H246ZM84 263V262H83ZM124 263V262H123ZM134 263V262H133ZM138 263V262H137ZM136 263V264H137ZM138 263V264H140ZM170 263V262H169ZM204 263V262H203ZM224 263V261H223ZM222 263V264H223ZM244 263V262H243ZM250 263V262H249ZM258 263V262H257ZM125 264V263H124ZM149 264V263H148ZM178 264V263H177ZM195 264V263H194ZM227 264V263H226ZM233 264V263H232ZM248 264V262L246 263ZM254 264V263H252ZM260 264V263H259Z\"/></svg>",
  "mask_w": 264,
  "mask_h": 264
}]
</instances>
